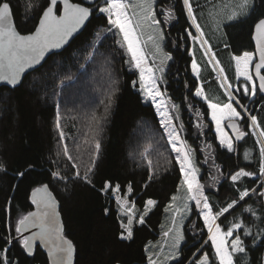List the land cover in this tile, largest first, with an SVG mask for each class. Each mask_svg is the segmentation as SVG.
I'll use <instances>...</instances> for the list:
<instances>
[{"label": "trees", "instance_id": "obj_1", "mask_svg": "<svg viewBox=\"0 0 264 264\" xmlns=\"http://www.w3.org/2000/svg\"><path fill=\"white\" fill-rule=\"evenodd\" d=\"M72 1L93 8L83 32L29 73L19 87H0V165L4 166L0 169V249L8 250L6 256L0 254V261L50 264L40 246L28 253L21 233L15 232L19 219L34 210L33 189L48 184L61 203L65 235L76 247V264H150V248L164 233L167 210L183 174L155 105L137 85L138 72L131 68L126 50L119 47L117 35L107 32L112 28L107 15L97 10L105 1ZM9 2L18 29L29 33L35 30L50 0ZM157 9L165 30L164 47L172 56L166 90L178 108L184 137L202 169L204 195L216 213L237 200L239 192L249 190L250 195L217 223L227 230L230 224L243 222L235 235H240L247 252L238 254L237 264L240 255L246 256L247 264H264V201L258 177L231 180L241 169L259 173L260 159L249 118L247 126L240 128L247 132L246 138L236 141L234 151L223 147L208 103L195 95L199 79L192 72V48L202 67L204 87L218 83L216 89L222 96L216 101L223 104L229 98L201 49L192 46L188 30L193 31V27L183 0H158ZM260 18H264V0H255L247 16L226 24L228 38L224 33L207 41L238 99L248 105L264 130V95L258 91L249 105V94L243 88L245 83L250 88V84L237 78L233 59L245 51H255L253 32ZM96 140L101 145L98 155ZM246 152L252 161L245 158ZM85 174L91 184L83 179ZM107 183L112 187L104 191ZM119 198L133 203L144 216L143 224L134 222L132 239L126 238L122 227L129 217L124 215ZM148 200L155 205L148 206ZM249 207L251 212L246 211ZM246 230L250 234L246 235ZM208 234L195 210L184 227L181 257L171 264H196L205 253L210 264H219Z\"/></svg>", "mask_w": 264, "mask_h": 264}, {"label": "snow or ice", "instance_id": "obj_2", "mask_svg": "<svg viewBox=\"0 0 264 264\" xmlns=\"http://www.w3.org/2000/svg\"><path fill=\"white\" fill-rule=\"evenodd\" d=\"M251 0H241L237 5L241 9L249 7ZM155 0H137L136 3H132L131 0H105V6L100 7L97 10L100 13L107 15L108 22L112 25V28L107 29V32L111 33L115 28L122 36V42L119 43L121 49H126L130 55V63L135 69L139 70L140 75V87L144 91L145 95L152 101H156L157 97H161L163 94L159 90L157 84L158 79H162V76L158 77L154 68L148 64V56L144 48V41L141 40L142 30L145 25L149 27L151 25H158L159 21L155 19L154 10ZM57 0H50L49 6L43 11V14L39 20V24L35 31L28 35H22L18 32L14 26L11 4L9 0H0V81L7 82L12 86H16L21 79V75L26 69L33 68L34 65L39 64L44 58L45 54L50 49H58L63 44L67 43L69 38L72 37L86 21L89 20L93 14V10L90 7H85L79 3H70L69 0H63V10L61 15L56 14ZM183 5L187 10V15L190 18L192 24L195 26L198 36H193L194 41L200 42V47L204 49V55L210 57L208 63L214 67L219 65V60H215V53L211 51V45L208 44L204 37V31L201 25L197 23V16L193 9L192 0H183ZM130 9H139V12L132 11ZM247 14V13H245ZM171 16V13H169ZM239 13L233 11L229 20L236 19ZM191 35V33H189ZM99 36V34H97ZM149 39H153L149 37ZM162 39V36H161ZM254 39L256 41V49L259 53V62L255 64V75L259 76V88L264 91V75H261V69L264 68V18H260L255 23ZM157 52L161 51L160 45L155 44ZM256 56L254 52H243L242 55L234 56L233 59L236 62V71L239 76L244 77L246 81H252L251 88L245 83L243 91L246 94L255 96L257 91V85L253 79L252 62ZM165 59H171V56H166ZM192 69L197 76L200 74V66L193 60ZM221 74L223 68L217 69ZM162 72L163 69L161 68ZM226 79V77H225ZM221 87L225 88L227 92L231 85L221 84ZM115 89L113 90V94ZM196 96L207 99L203 86L196 89ZM233 99L232 94L229 92V102L224 105H219L209 102V107L212 109V119L215 120L217 126V132L220 134V143L227 150L233 151L232 137L224 131L222 122L224 120L234 121L236 119H242L241 113L237 111L236 107L231 102ZM158 108H163L161 116L165 117L161 120V124L166 127L168 131V139L171 141L172 148L177 153L176 160L180 163V171L184 173L182 185L186 186L187 200L195 201L196 205L202 208L204 222L207 225L209 233V240L215 249L216 258L219 260V264H237L238 254H246L247 249L244 245V241L240 235L237 234L231 240L229 238L234 236L236 230L241 229L243 222L232 223L225 231L221 228L217 220L220 216L229 212L240 201L250 195L247 188L239 192L238 199L233 200L226 207L222 208L219 212H213V206L208 202V197L204 195V186L200 183L197 176V169L193 166L190 150L187 148L184 140L181 139L179 132L176 130L173 124L172 114L168 111L166 103L161 100L158 103ZM243 107V106H241ZM107 111V109H105ZM243 111L247 112V108H243ZM252 124L258 127L257 119L255 116H251ZM56 126L59 128V118L57 119ZM232 128L237 131V139H240L244 133L239 132L238 125L232 123ZM60 136L63 137L64 133L61 130ZM264 130L258 133V142L260 144L259 153L261 157V164L259 173L261 177H264ZM101 145L99 140L95 141V148L97 155ZM67 146L64 148L65 154H67ZM248 157V153H245V158ZM72 159L71 156L68 157ZM3 165H0V169H3ZM22 176L23 173H20ZM59 177V173H54ZM77 177L80 173L77 171ZM255 173L247 172L241 169L235 174L231 175L233 182L241 180L243 177L255 176ZM63 179V177H61ZM89 184L91 181L88 179L87 174L83 177ZM111 183H107V187L103 189L107 191L111 188ZM264 187V184L261 185ZM117 190L119 185L116 186ZM131 191V186H129ZM251 191H255L252 189ZM264 195V193H262ZM180 199L178 196H173V202ZM32 202L37 206V210L29 212L27 215L19 219L16 227V233H22L27 228H36L38 231L33 232L30 236H23L21 243L24 249L28 253L33 252V246L37 240H43L48 247V253L54 261V264H71L73 245L70 240H67L62 234V227L57 220L55 213V200L52 198L48 185H42L36 187L32 191ZM127 202H125L126 204ZM148 206H154L155 201L148 200ZM134 207V206H133ZM187 207V204H185ZM150 210V207L146 209ZM246 211L251 212L249 207ZM124 215L128 216V222L126 225L122 224V227L126 229L127 239H132L133 228L132 222L134 218V212L132 208L124 207ZM180 209H177L179 214ZM139 223H144V216H140ZM246 235L250 234V230H246ZM167 235V233H166ZM121 237L124 238V233H121ZM15 239V237H13ZM183 236L177 230L175 237L174 248L179 247L180 241ZM7 249H0V254L6 256ZM173 255L169 259H175ZM240 264H247L245 255L239 256ZM0 264H4L0 261ZM150 264H156L155 261L150 260ZM199 264H210L209 257L205 253L203 258L199 261Z\"/></svg>", "mask_w": 264, "mask_h": 264}, {"label": "rangeland", "instance_id": "obj_3", "mask_svg": "<svg viewBox=\"0 0 264 264\" xmlns=\"http://www.w3.org/2000/svg\"><path fill=\"white\" fill-rule=\"evenodd\" d=\"M254 1L255 0H251L249 7L246 9H241L237 6L241 2V0H192V4H193L194 12L196 13V16H197V23H199L201 25V28L204 31L205 39L206 40L207 39L213 40L219 36L220 37L224 36V35H222L224 33H225V37L228 38L229 32L226 31V28H225L226 24L229 22L231 23V22L236 21L242 17L247 16L254 6ZM131 2L136 3L137 0H131ZM157 5H158V0H155V4L153 7L155 10V19L159 21V24L158 25H151L150 27L148 25H145L143 30H142L141 40L144 41L143 46H144L146 54L148 56V64L154 68V71L156 72V75L158 77L162 76V79L157 80V84L159 86L160 92L163 95L161 97H157L155 102L152 101L150 98H148L145 95L144 91L140 87L139 70L135 69L131 63H130V66L133 70L138 72L137 85H138L139 89L142 91L145 98L147 100H150L155 105L161 120L165 118V117L161 116V112H163L164 109L158 108L157 105H158L159 101H161V100H163L166 103V105L168 107V111L172 114L173 124L175 125L176 130L179 132L181 139L185 141L187 148L190 150L193 166L198 170L197 176H198L199 181H201L202 169H201L199 163L197 162L194 151L192 150L191 146L187 143V141L184 137L185 130H184V127H183L181 119H180V114H179L178 108L173 103V101L170 99L168 92L166 90V74H167V70H168V65H169L170 61L172 60V56L170 55L169 52L166 51V49L164 47L165 30H164L162 20L159 16ZM104 6H105V3H104ZM132 11L139 12V9H130L129 10L130 13ZM233 11H236L237 13H239V15L237 16L236 19L229 20L228 16H230ZM245 13H247V14H245ZM191 24H192V22H191ZM192 27H193V31L190 29L188 30V34L191 33V35H189V37H190L192 46L197 45L201 49V51L204 53V49H202L200 47V42L194 41L192 39L193 36L199 35V33L196 31L195 26L193 24H192ZM112 31L117 35L118 42H122V36L119 33V31L115 28H113ZM161 36H162V39H161ZM149 37H152L153 39H149ZM155 44L160 45L161 51H159V52L156 51ZM212 52H214V51H212ZM126 53L129 56V62H130V55L127 52V50H126ZM192 54H193V51L191 50V55ZM166 56H171V59H165ZM205 57L209 61L210 57H208V56H205ZM214 59L218 60L216 55H215ZM193 60H195V59H193ZM192 63H193V61H192ZM192 63H191V66H192ZM210 66H211V68L215 74L216 79L220 83V86H221V84H224L226 86L230 85L224 70H223L222 74L217 70L218 68H222L220 63L218 66H215V67L212 64H210ZM161 68L163 69L162 72L160 71ZM192 72L194 73L193 69H192ZM252 73H253V71H252ZM225 77H226V79H225ZM253 79L257 85V91H256L255 96H252L249 93V102H248L249 105H252V101L256 100L258 91H260L259 85L254 78V74H253ZM248 82H249L250 88H251L252 81H248ZM217 84L218 83H211L207 87H204V85L201 82H199L198 87L203 86L205 95L207 96V99H204L203 97H200V98L205 100L208 103V105H209V102L216 100L217 97L219 98L220 96H222V94L218 91V89H216V87L218 86ZM221 88L223 89L226 96H228V98H229V92L232 94L233 99L231 102L233 103V106L236 107L237 111H239L241 113L242 119L249 118V122H250L249 123V130H250L251 134L254 136V139L256 141L259 159H260V164H261V157H260V153H259L260 144L258 142V133H259V131H261V128L258 124V120H257L258 127H256L252 124V121H251V116H255V115H252V111L249 109L247 104L245 105V104H242L240 102V100L238 99V97L235 93V89L232 86L228 89L227 92L225 91L224 87H221ZM211 103H214V102H211ZM241 106H243V107H241ZM243 108H247V112L243 111ZM211 119H212V109H211ZM237 120H239V119H237ZM212 121L214 122L215 132H216L217 138L220 142V134L217 132L216 122L213 119H212ZM228 122H229V120H227V119L224 120L222 122V127H223L224 131L228 134V136L232 137L233 149L235 150L236 149V140H235L233 134L228 129ZM165 129H166V127H165ZM167 133H168V131H167ZM259 139H264V137H261ZM170 145L172 148L171 141H170ZM173 151L175 152V150H173ZM175 155L177 156L176 152H175ZM247 159L249 161L250 160L252 161V159H253L252 155L248 154ZM260 164L258 166V169H260ZM179 165H180V163H179ZM182 174H183V178H184V173H182ZM252 177H258V187L260 188L261 194L264 193V187H261V185L264 184V177H261L260 173L256 174L255 176H252ZM175 196L180 197V199H178L175 202H173V200H172V202L170 203V205L168 207L167 216H166L167 218H166V222L164 223V233L159 237V239L156 242H154V244L150 248V256L152 258V261H155L156 264H171V263L179 260L181 257V247L185 241L184 227H185L186 222L189 220V218L192 216V214L195 212V210H198L199 215H201L203 218L202 208L197 206L195 201L187 200V192H186V186L185 185H182V183H181L179 191ZM262 196H263V201H264V195H262ZM119 202H120L122 209L124 207L132 208V211L134 212V218H133V222H132V226H133L134 222H136V220H139V218L141 216L140 213L135 208V205L133 203L129 202L128 200L123 199V198H119ZM125 202H127V203L125 204ZM185 204H187V207H185ZM177 209H180L179 214H177ZM203 220H204V218H203ZM204 224H205V222H204ZM205 226H207V225L205 224ZM242 226H243V224H242ZM221 228H223V227L221 226ZM177 230L183 236V239L179 243L178 249L173 247V245L175 243V237L177 235ZM224 230L226 231V229H224ZM236 231H238V230H236ZM166 233H167V235H166ZM235 234L236 233L234 232V236L229 238V240L233 239L235 237ZM207 237L209 238V234ZM214 251H215V249H214ZM173 255H175L176 258L175 259H169V257H171ZM199 261L196 264H199Z\"/></svg>", "mask_w": 264, "mask_h": 264}, {"label": "water", "instance_id": "obj_4", "mask_svg": "<svg viewBox=\"0 0 264 264\" xmlns=\"http://www.w3.org/2000/svg\"><path fill=\"white\" fill-rule=\"evenodd\" d=\"M69 2H70V3H79V2H74V1H72V0H69ZM79 4H82V5L85 6V7H90V6H88V5L84 4V3H79ZM59 5H60V12L57 11V8H58ZM48 6H49V5H48ZM48 6H47V7H48ZM90 8H92V7H90ZM11 10H12V16H13L14 26L16 27V29L18 30V32H19L20 34H22V35H28V34H31V33H33V32L35 31V30H34V31H32V32H29V33H22V32H20V30H19L18 27H17L16 21H15L14 12H13V7H11ZM62 10H63V0H57L56 14H57V15H61V14H62ZM92 10H93V8H92ZM42 14H43V13H42ZM41 16H42V15H41ZM92 16H93V14H92ZM92 16H90L89 20L86 21L85 24L82 25L80 29H78L75 33H73L72 37L69 38V40H68L67 43L63 44V45H62L60 48H58V49H50L49 52L45 54V58H44L39 64L34 65L33 68L26 69L25 72L21 75V79H20V81L18 82V84H17L16 86H12V85L8 84L7 82L0 81V87H2V86H7V87H10V88H17V87H19V86L23 83L25 77H26L29 73H31V72L35 71L36 69H38L39 67H41V66L47 61V59H48L51 55H53V54H55V53H59V52L63 51L65 48H67V47L72 43V41H73L77 36H79V35L83 32V30L86 28V26L88 25L89 21L91 20ZM40 18H41V17H40ZM39 20H40V19H39ZM38 24H39V22H38ZM38 24H37V26H38ZM37 26H36V27H37ZM35 29H36V28H35ZM254 31H255V27H254ZM253 41H254V44H255V52H256V54H257V60H256V62H255V64H256V63L259 62V53H258V51H257V49H256V41H255V39H254V32H253ZM255 64H254V66H255ZM253 74H254V78H255V80L257 81V83H258V85H259L260 80H259V76L255 75V67L253 68ZM260 74H261V75H264V68L261 69V73H260ZM261 92H262V94L264 95V91H261ZM232 123H235V124L238 125L239 132H240V133H244V135H243L240 139H237V131H236L235 129L232 128V126H231ZM228 129L231 131V133L233 134V136H234V138L236 139L237 142H241V141L243 140V138L245 137V135H246L245 132L241 131V129H240V123H239V121H238L237 119L234 120V121H229V122H228ZM46 185H48V184H46ZM39 187H40V186H39ZM48 188H49V192H50L52 198H53V199L55 200V202H56V204H55V213H56L57 220L59 221V223H60V225H61V227H62V234H63V236H64L67 240H70V241L72 242V245H73V253H72L71 264H76V247H75V244L73 243V241H72L71 239H69V238L65 235V225H64V220H63V216H62V213H61V203L59 202V200L57 199V197L55 196V194L53 193V191H52V189L50 188L49 185H48ZM31 200H32V193H31ZM33 204H34V203H33ZM36 210H37V206L34 204V210H33L32 212H34V211H36ZM35 231H38V229H36V228H27V229H25V230L21 233V236H22V237H23V236H30V235H31L33 232H35ZM38 246H40V247H41V248H42V249L48 254V257H49V260H50V264H54L53 259L51 258V256H50L49 253H48V247H47V245L44 243L43 240H37V241L35 242V244H34V246H33V252H32L31 254L34 253L35 249H36ZM27 252H28V251H27Z\"/></svg>", "mask_w": 264, "mask_h": 264}, {"label": "crops", "instance_id": "obj_5", "mask_svg": "<svg viewBox=\"0 0 264 264\" xmlns=\"http://www.w3.org/2000/svg\"><path fill=\"white\" fill-rule=\"evenodd\" d=\"M208 42V41H207ZM208 44H210L209 42H208ZM224 46H226V45H224ZM192 51H193V59H195V61H196V63L200 66V74H199V76H197L196 75V73L194 72L193 74L195 75V77H197L198 79H199V82H201L203 85H204V83L201 81V73H202V67H201V65L199 64V62L197 61V59H196V57H195V52H194V48H192L191 49ZM211 50L212 51H214L213 49H212V47H211ZM247 52H254V53H256L255 51H247ZM203 53V52H202ZM214 53H215V51H214ZM243 54V53H242ZM242 54H240V55H242ZM203 55H204V53H203ZM235 56H237V55H235ZM207 59V58H206ZM256 60H257V54H256V56H255V58H254V60H253V62H252V71H253V68H254V64H255V62H256ZM208 61V60H207ZM210 65V64H209ZM211 67V66H210ZM235 67H236V62H235ZM212 69V68H211ZM213 71V70H212ZM206 74H208V71L206 70V72H205ZM237 78L238 79H244V77H242V76H239L238 74H237ZM245 80V79H244ZM220 84V83H219ZM221 87V86H220ZM223 90V89H222ZM224 92V91H223ZM228 97V96H227ZM211 102H214L215 104H219V105H224V104H226V103H228L229 102V100L226 102V103H219L218 101H216V100H213V101H211ZM211 109V108H210ZM231 132V131H230Z\"/></svg>", "mask_w": 264, "mask_h": 264}, {"label": "flooded vegetation", "instance_id": "obj_6", "mask_svg": "<svg viewBox=\"0 0 264 264\" xmlns=\"http://www.w3.org/2000/svg\"><path fill=\"white\" fill-rule=\"evenodd\" d=\"M239 121V123H240V128L242 127H244L245 128V126H247V124H246V119H239L238 120ZM245 133H246V135H245V137L244 138H246V136H247V132L245 131ZM236 140V139H235Z\"/></svg>", "mask_w": 264, "mask_h": 264}]
</instances>
